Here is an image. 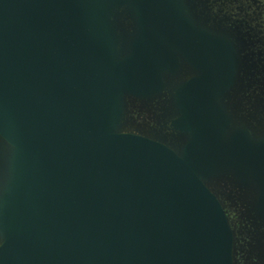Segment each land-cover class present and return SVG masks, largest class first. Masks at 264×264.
<instances>
[{
  "label": "water",
  "instance_id": "water-1",
  "mask_svg": "<svg viewBox=\"0 0 264 264\" xmlns=\"http://www.w3.org/2000/svg\"><path fill=\"white\" fill-rule=\"evenodd\" d=\"M221 12L0 0V264H235L210 187L255 190L264 222V120L243 87L262 73Z\"/></svg>",
  "mask_w": 264,
  "mask_h": 264
},
{
  "label": "rangeland",
  "instance_id": "rangeland-1",
  "mask_svg": "<svg viewBox=\"0 0 264 264\" xmlns=\"http://www.w3.org/2000/svg\"><path fill=\"white\" fill-rule=\"evenodd\" d=\"M213 12L218 16L222 14L220 9H215L214 7ZM254 47H252L253 52L255 50ZM260 61L261 59L259 60V67ZM258 72L259 74L261 73L260 70ZM258 79H262V83H257L256 85L253 82V78L250 76L248 81L244 82L243 87L246 93L247 91L250 92L248 96L254 106L253 110L248 108L249 115L251 112V119L257 116L258 121H263L264 76H261V78L258 76ZM260 99H262V102H260ZM143 114L146 115V111ZM131 117L133 118L132 120L139 123L141 127L145 124H152L149 118L143 120V116L138 113H133ZM145 132L149 134L147 127L145 128ZM9 149L10 147L0 138V177L2 172H5L7 169V151ZM218 185L223 191H227L228 197L224 200L226 206L221 196L218 195L212 187H210V190L214 192L224 206L231 228L234 232L235 264H264V222L257 218L254 211L257 193L252 189H248L247 191L240 189L230 178L220 182Z\"/></svg>",
  "mask_w": 264,
  "mask_h": 264
},
{
  "label": "flooded vegetation",
  "instance_id": "flooded-vegetation-1",
  "mask_svg": "<svg viewBox=\"0 0 264 264\" xmlns=\"http://www.w3.org/2000/svg\"><path fill=\"white\" fill-rule=\"evenodd\" d=\"M211 1L215 9L223 10V14L229 17L231 25H240L250 33L255 46L254 51L261 59V76H264V0Z\"/></svg>",
  "mask_w": 264,
  "mask_h": 264
}]
</instances>
